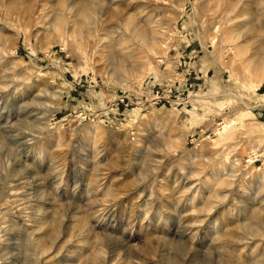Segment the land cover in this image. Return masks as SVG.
<instances>
[{
	"label": "rangeland",
	"instance_id": "374dc122",
	"mask_svg": "<svg viewBox=\"0 0 264 264\" xmlns=\"http://www.w3.org/2000/svg\"><path fill=\"white\" fill-rule=\"evenodd\" d=\"M0 264H264V0H0Z\"/></svg>",
	"mask_w": 264,
	"mask_h": 264
},
{
	"label": "built area",
	"instance_id": "2783aa9c",
	"mask_svg": "<svg viewBox=\"0 0 264 264\" xmlns=\"http://www.w3.org/2000/svg\"><path fill=\"white\" fill-rule=\"evenodd\" d=\"M153 99L155 100V103H158V102H161L163 99H165V96L160 95V94L158 93L156 96H154ZM133 138H134V136H133Z\"/></svg>",
	"mask_w": 264,
	"mask_h": 264
}]
</instances>
